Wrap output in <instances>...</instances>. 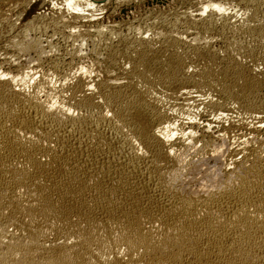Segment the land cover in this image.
Wrapping results in <instances>:
<instances>
[{
    "label": "bare ground",
    "instance_id": "bare-ground-1",
    "mask_svg": "<svg viewBox=\"0 0 264 264\" xmlns=\"http://www.w3.org/2000/svg\"><path fill=\"white\" fill-rule=\"evenodd\" d=\"M220 2L167 23L198 31L203 46L181 34H116L112 46L98 29L92 52L113 66L73 74L69 63L58 82L4 61L0 264H264V0H244L239 25ZM218 30L222 52L209 46ZM26 34L11 47L39 62L43 47ZM165 101L201 102L227 125L199 134L190 118L177 129ZM235 127L246 138L232 146Z\"/></svg>",
    "mask_w": 264,
    "mask_h": 264
},
{
    "label": "rangeland",
    "instance_id": "rangeland-1",
    "mask_svg": "<svg viewBox=\"0 0 264 264\" xmlns=\"http://www.w3.org/2000/svg\"><path fill=\"white\" fill-rule=\"evenodd\" d=\"M23 1L25 2L24 4L20 0H0V66L2 65L0 68L3 71L10 69L9 65H6V62L4 63L5 60L8 62H14V64L18 65H23L28 62V66H26L27 64L25 66L23 65L24 68H28L26 71L34 74L37 73L36 77L41 74L43 75L44 73H50L51 75L49 74V76H51V80L53 78L52 81L57 82L63 76L61 75L64 70L63 67L66 68L69 66V63L71 65V72L73 74L79 65H86V67L88 66L89 68L94 69V64H96V62H102L103 64L106 63L105 65L108 67L113 66L112 64L114 62H112V60L109 59L107 55L105 56V52L99 53V55L97 54L98 57L92 52V39H94L98 29L101 31L102 39L106 41L105 44L109 43L112 46H116L119 41V36L123 35H135L137 37L154 39V37L157 38V36L159 37L161 35L164 37L166 34L173 35L174 37L181 34L184 40L186 39L187 43H191L193 41L192 43H199L200 46H203L205 41H202V39L205 36L198 34V31H195L194 29L186 30V28L183 27L184 25L175 26L176 28L174 26H170V28L167 26V23H172V21H175V19H179L181 17L194 19V17L198 15V9L201 7L202 3L212 1H217L218 3L221 1L220 3L226 4L225 8L229 9V12L234 14L235 17L237 16L233 19L235 24L239 25L240 21L244 20L242 18H245L246 16L244 6L242 4L244 0H85L92 3L95 7L97 6V8L92 11L93 13L68 10L66 6V0H30V2L29 0H27V2L25 0ZM32 25H38V28H30ZM155 32L161 34L154 36ZM219 32L220 31L218 30L217 33L216 31L212 32L214 35L212 33L209 34V37H212L209 41V46L215 51H221L224 47L223 36L219 35L221 33ZM20 34H26L29 41L38 40L40 42L45 53L42 54V59L40 58L39 62H34V54H28L29 56L26 55L25 57H22L21 54L19 55L16 53V51H13L14 48L11 46H13V42L15 43L18 41L17 38L21 36ZM162 36L160 39H163ZM109 44L107 45L108 47L111 46ZM185 48L184 46H180L178 49H176V52L183 53ZM75 49H80V54H78L80 57L77 56V59L75 56H71V52L74 53ZM258 54L262 56L260 52ZM71 57L75 59H72ZM27 59H33V61H27ZM121 62V60L118 61V63ZM247 62L251 64L250 61ZM52 66L56 67V69L59 71L57 70V72L54 70L55 68L53 69ZM258 68L257 71L260 73L264 71L263 66H259ZM71 72L70 74H72ZM192 95H195L192 97L198 96L197 94ZM213 96L214 95H209L204 97L206 99L208 97L212 99L214 98ZM204 97L202 99H205ZM209 98L207 100H210ZM165 103L166 104L163 103L164 105H161H163V107L166 105V109L169 110L170 115H172L171 118L173 117L171 120L175 122L172 123L174 124L175 128L178 127L177 129L182 127L184 125L183 123L190 118L196 120L195 123H197V125H195V128L198 129L197 133L199 134L208 126L209 131L213 132L215 129L217 131L220 129L222 130V126L225 127L227 125V122L221 121L224 123L221 124L219 120L215 119L214 117L216 116L212 110L204 106L201 102H196V104L194 101L193 103L187 102L185 103L187 104L185 107V104L180 101L178 104L175 102V104L173 102L167 103L166 101ZM189 103H191L193 106H188ZM187 109H189V111ZM240 115L241 114L237 116L235 113L233 115V119L241 120L242 118V121L246 119V121L248 120L247 122L250 121L249 123H252L253 121L254 123L258 118V116L253 115ZM192 116H194L196 119H194ZM251 119L253 120L251 121ZM216 127H219L220 129H217ZM237 128L238 127L234 128V133L231 132V135L234 134V137L232 136L234 139H231L232 146L237 145L238 142H241L246 138V133L243 132L244 129ZM216 130L214 132H216ZM240 132L243 133V135H241ZM238 133L242 140L238 137ZM237 139H240L241 141Z\"/></svg>",
    "mask_w": 264,
    "mask_h": 264
}]
</instances>
